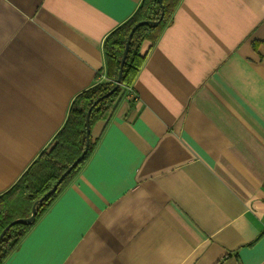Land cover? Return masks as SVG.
Masks as SVG:
<instances>
[{
  "label": "crops",
  "instance_id": "0c3cea01",
  "mask_svg": "<svg viewBox=\"0 0 264 264\" xmlns=\"http://www.w3.org/2000/svg\"><path fill=\"white\" fill-rule=\"evenodd\" d=\"M143 0H0V195L105 75ZM264 0H182L82 172L4 264H264ZM132 96V97H131Z\"/></svg>",
  "mask_w": 264,
  "mask_h": 264
},
{
  "label": "trees",
  "instance_id": "16d2710c",
  "mask_svg": "<svg viewBox=\"0 0 264 264\" xmlns=\"http://www.w3.org/2000/svg\"><path fill=\"white\" fill-rule=\"evenodd\" d=\"M181 1L163 0V11L158 0H143L136 13L107 37L104 43L105 70L104 73L99 74L105 75L106 80L82 92L74 99L66 122L54 138L53 144L36 158L10 189L0 195V234L14 220L30 217L34 203L55 186L69 166L83 153L86 144L87 112L96 100L114 89L121 59L132 29L142 21L158 22L157 26L144 25L135 31L124 64L121 86L93 108L90 116L91 129L98 121L109 120L116 106L125 99L127 94L133 95L134 82L146 59V55L142 53L143 43L149 41L155 44L159 40L163 31L173 20ZM261 44H264V41H255L254 49L258 50ZM96 146L97 143L91 139L87 154L81 163L65 177L53 194L38 205L36 220L33 224L14 225L1 239L0 264H4L20 247L35 225L82 172L95 152Z\"/></svg>",
  "mask_w": 264,
  "mask_h": 264
},
{
  "label": "water",
  "instance_id": "95a60500",
  "mask_svg": "<svg viewBox=\"0 0 264 264\" xmlns=\"http://www.w3.org/2000/svg\"><path fill=\"white\" fill-rule=\"evenodd\" d=\"M160 5H161V9L164 11V5H163V0H158ZM164 15V12L162 13V17ZM144 25H152V26H157L158 22L155 21H150V20H146V21H142L139 22L138 24H136V26L132 29V31L130 32L128 39H127V43H126V47H125V51L123 54V57L121 59V65H120V70H119V75L118 78L116 80V85L114 87L113 90H111L109 93H107L105 96L100 97L98 100H96L94 102V104L92 105V107L88 110L87 115H86V121H85V125H86V144H85V149L83 151V153L81 154V156L71 165L69 166V168L64 172V174L60 177V179L58 180V182L55 184V186L49 190L42 198H40L39 200H37L33 207H32V213L31 216L28 218H19L14 220L13 222H11L0 234V241L1 239L7 234V232L14 226L20 223H26V224H33L36 220V216H37V208L38 205H40L48 196H50L51 194H53L58 186L62 183V181L65 179V177L74 169L76 168L81 161L84 159L85 155L87 154L88 148L90 146V141H91V126H90V116H91V112L93 110V108L105 97L113 94L116 90L119 89V87L121 86L122 83V76H123V71H124V64L126 62V58L127 55L129 53L130 50V45H131V41L133 38V35L135 33V31Z\"/></svg>",
  "mask_w": 264,
  "mask_h": 264
},
{
  "label": "built area",
  "instance_id": "2783aa9c",
  "mask_svg": "<svg viewBox=\"0 0 264 264\" xmlns=\"http://www.w3.org/2000/svg\"><path fill=\"white\" fill-rule=\"evenodd\" d=\"M132 97V96H131Z\"/></svg>",
  "mask_w": 264,
  "mask_h": 264
}]
</instances>
